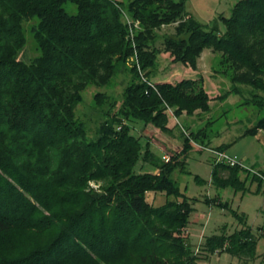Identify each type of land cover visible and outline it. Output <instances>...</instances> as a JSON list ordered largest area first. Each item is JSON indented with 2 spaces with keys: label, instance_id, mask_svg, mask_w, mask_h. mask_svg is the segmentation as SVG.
Here are the masks:
<instances>
[{
  "label": "trees",
  "instance_id": "obj_1",
  "mask_svg": "<svg viewBox=\"0 0 264 264\" xmlns=\"http://www.w3.org/2000/svg\"><path fill=\"white\" fill-rule=\"evenodd\" d=\"M32 18L39 52L27 61L23 22ZM221 18L222 32L194 20L182 0H0V264H196L201 257L183 234L192 209L172 176L185 172L190 141L209 143L211 122L167 162L128 122L169 133L174 119L210 111L202 78L151 80L156 30L174 23L162 40L172 63L195 70L211 48L215 74L230 84L223 98L246 91L244 103L264 114V0H237ZM127 65L132 78L116 111L101 113L91 136L76 116L84 91L106 87ZM105 100L94 97L100 107ZM259 131L264 116L245 134ZM143 165L157 173L136 171ZM240 171L214 163L211 184L243 189ZM148 193L166 201L154 206ZM201 248L252 257L255 241L241 231L208 237Z\"/></svg>",
  "mask_w": 264,
  "mask_h": 264
},
{
  "label": "rangeland",
  "instance_id": "obj_2",
  "mask_svg": "<svg viewBox=\"0 0 264 264\" xmlns=\"http://www.w3.org/2000/svg\"><path fill=\"white\" fill-rule=\"evenodd\" d=\"M182 1L185 12L194 20L203 25L215 26L222 32L225 25L221 17L230 16L237 0ZM64 7L70 13L75 11V6L71 3L64 4ZM37 22V18L23 22L25 36V45L21 53L23 60L29 61L38 55L33 30ZM136 26L138 22H134V27ZM174 26L175 23L162 25L156 30L154 46L160 49V53L151 71V80L155 83H176L181 79L202 78L204 88L211 99L210 111L174 119L169 124V133H162L151 126L143 127L140 122H128L132 127L131 133L135 136L140 135L143 145L148 139L151 144L150 151L158 157L165 155L164 161L167 162L173 154L182 151L184 138L189 136V133H195L210 121L206 130L209 143L201 146L190 141L191 148L184 156L185 172L177 170L172 176L181 195L192 209L183 234L187 237L190 249L201 257L196 264H264V132L245 134L264 114L259 113L257 107L244 103L245 99H250L246 91L242 98L234 94H228L225 99L223 98L230 90V84L226 78L215 74L218 69L219 53L212 51L211 48H204L200 53L195 70L179 63H172L170 54L162 51V40L164 37L174 35ZM126 68L125 73L115 75L106 87L90 86L84 91L83 101L76 107V116L85 124L91 136L101 122L100 114L116 111L124 87L132 78V74L129 73L131 66L127 65ZM97 93L106 96L105 104L101 107L94 102ZM180 125L184 127L183 131ZM216 149H222L226 156L240 162L241 171L238 175L244 182L243 189L218 188L211 184V172L213 164L216 163L212 153L217 151ZM183 158L180 156V159ZM139 170L157 173L148 165H143L140 169L137 166L136 171ZM90 186L98 188V185L93 183H90ZM147 200L154 206H160L164 204L166 197L163 193H148ZM241 231L248 232L255 241L254 256H235L227 251L205 254L201 251L208 237L230 236Z\"/></svg>",
  "mask_w": 264,
  "mask_h": 264
},
{
  "label": "built area",
  "instance_id": "obj_3",
  "mask_svg": "<svg viewBox=\"0 0 264 264\" xmlns=\"http://www.w3.org/2000/svg\"><path fill=\"white\" fill-rule=\"evenodd\" d=\"M212 154L215 156L216 164H224L231 167L238 166L241 168L240 162L226 156L223 152L214 151Z\"/></svg>",
  "mask_w": 264,
  "mask_h": 264
}]
</instances>
